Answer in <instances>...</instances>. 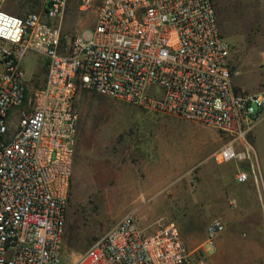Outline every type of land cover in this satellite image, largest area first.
<instances>
[{
    "label": "built area",
    "instance_id": "2783aa9c",
    "mask_svg": "<svg viewBox=\"0 0 264 264\" xmlns=\"http://www.w3.org/2000/svg\"><path fill=\"white\" fill-rule=\"evenodd\" d=\"M94 2L91 28L62 29L68 7ZM28 51L46 58L42 85L28 78ZM230 51L213 0H0V264H207L174 222L148 231L130 213L64 263L74 102L89 89L210 125L228 137L215 162L243 161L264 90L232 84ZM257 175L249 164L234 177ZM222 230L219 219L207 225L203 253Z\"/></svg>",
    "mask_w": 264,
    "mask_h": 264
},
{
    "label": "rangeland",
    "instance_id": "374dc122",
    "mask_svg": "<svg viewBox=\"0 0 264 264\" xmlns=\"http://www.w3.org/2000/svg\"><path fill=\"white\" fill-rule=\"evenodd\" d=\"M213 2L231 46L232 84L248 92L264 90V0ZM95 13L96 2L86 11L71 5L62 29L91 28ZM24 65L32 84L42 85L45 56L28 51ZM74 109L77 137L62 236L64 263L130 213L148 231L174 222L186 247L207 264H264V115L253 121L246 137L248 158L218 164L213 155L228 137L210 125L89 89L79 92ZM247 164L257 180L239 184L234 176ZM213 219L222 221L223 230L215 238L216 252L203 253Z\"/></svg>",
    "mask_w": 264,
    "mask_h": 264
},
{
    "label": "crops",
    "instance_id": "0c3cea01",
    "mask_svg": "<svg viewBox=\"0 0 264 264\" xmlns=\"http://www.w3.org/2000/svg\"><path fill=\"white\" fill-rule=\"evenodd\" d=\"M248 166H249V164L246 165V167H248ZM246 182H247V181H246ZM244 183H245V182H244ZM261 183H262V181H261ZM239 184H241V183H239ZM262 185H263V183H262Z\"/></svg>",
    "mask_w": 264,
    "mask_h": 264
},
{
    "label": "trees",
    "instance_id": "16d2710c",
    "mask_svg": "<svg viewBox=\"0 0 264 264\" xmlns=\"http://www.w3.org/2000/svg\"><path fill=\"white\" fill-rule=\"evenodd\" d=\"M238 89V88H237ZM96 239V238H95ZM93 241V240H92Z\"/></svg>",
    "mask_w": 264,
    "mask_h": 264
}]
</instances>
